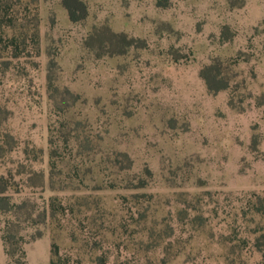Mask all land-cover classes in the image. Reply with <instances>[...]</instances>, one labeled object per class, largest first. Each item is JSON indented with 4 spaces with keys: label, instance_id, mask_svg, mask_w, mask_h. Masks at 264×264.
<instances>
[{
    "label": "rangeland",
    "instance_id": "374dc122",
    "mask_svg": "<svg viewBox=\"0 0 264 264\" xmlns=\"http://www.w3.org/2000/svg\"><path fill=\"white\" fill-rule=\"evenodd\" d=\"M26 1L0 26V220L31 215L25 257L264 264V0Z\"/></svg>",
    "mask_w": 264,
    "mask_h": 264
},
{
    "label": "trees",
    "instance_id": "16d2710c",
    "mask_svg": "<svg viewBox=\"0 0 264 264\" xmlns=\"http://www.w3.org/2000/svg\"><path fill=\"white\" fill-rule=\"evenodd\" d=\"M27 4L28 2L26 0H0V26L12 28L18 25H24L25 23L31 21L32 18L30 19L29 17L30 10L28 9ZM11 40H15L14 36L11 37ZM49 143L51 145L50 156L52 158L55 154L53 140L50 139ZM52 166H54V162L52 163ZM2 180L3 178L0 177V181ZM4 191L5 188L0 187V213L3 214L19 207V205H16L14 202L11 204L7 202L8 196L4 194ZM32 221L33 219L31 215L26 216L23 220H21L17 215H8V217L2 221V224L0 220V239L4 255L6 256V264H11V262H13V264H27L25 250L22 247V238L21 236L17 238L13 229L16 228L20 222L33 223ZM17 251L19 252V258L13 259L12 256ZM50 264H53V262L50 261Z\"/></svg>",
    "mask_w": 264,
    "mask_h": 264
},
{
    "label": "crops",
    "instance_id": "0c3cea01",
    "mask_svg": "<svg viewBox=\"0 0 264 264\" xmlns=\"http://www.w3.org/2000/svg\"><path fill=\"white\" fill-rule=\"evenodd\" d=\"M34 249L26 250L27 264H50L49 247L42 244L33 245ZM0 264H6L5 255L3 252L0 239Z\"/></svg>",
    "mask_w": 264,
    "mask_h": 264
}]
</instances>
